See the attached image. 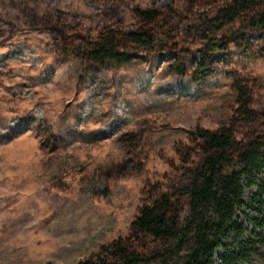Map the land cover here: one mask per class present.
Listing matches in <instances>:
<instances>
[{
    "label": "rangeland",
    "instance_id": "1",
    "mask_svg": "<svg viewBox=\"0 0 264 264\" xmlns=\"http://www.w3.org/2000/svg\"><path fill=\"white\" fill-rule=\"evenodd\" d=\"M171 1L148 0L146 6L163 8ZM39 3L69 18L104 9L92 0ZM132 3L124 0L122 10ZM7 14L0 9V17ZM246 43L259 52L264 31H251ZM189 52L188 58L159 51L138 54L126 66L85 68L74 58L62 59L47 35L14 28L0 38V264H86L126 234L144 188L177 149H190L192 162L201 163L190 140L196 127L217 130L233 111V85H260L264 76L255 69L264 64L237 43L212 56L208 68L196 50ZM139 120L146 121L139 155L145 172L109 182L102 164L109 156L116 163L121 153L115 138ZM172 180L185 184L184 177ZM255 193L246 192V204ZM183 210L186 217L187 201ZM241 212L251 237L257 217ZM247 264H264V250Z\"/></svg>",
    "mask_w": 264,
    "mask_h": 264
},
{
    "label": "trees",
    "instance_id": "2",
    "mask_svg": "<svg viewBox=\"0 0 264 264\" xmlns=\"http://www.w3.org/2000/svg\"><path fill=\"white\" fill-rule=\"evenodd\" d=\"M92 1L104 9L88 17L70 14L69 18L60 8L43 6L39 0H0V9L8 11L0 17V38L13 34L14 28L47 35L62 59L74 58L85 68L126 66L138 54L159 51L188 58L190 49L199 53L208 68L214 64L211 57L228 51L233 43L264 64V48L256 53L246 43L248 33L264 31V0H172L163 8L146 6L148 0H134L124 10V0ZM255 70L264 76V68ZM262 80L260 85H233L231 115L217 130L196 127L190 139L201 151V163L192 162L190 149H177L178 156L144 188L138 215L126 234L92 253L86 264H247L261 255L264 77ZM145 122L137 121L134 130L115 138L123 158L117 156L116 164L114 156H109L111 160L102 164L109 182L145 172L139 159L147 135ZM51 146L58 148L55 140ZM173 176L184 177L185 184L178 187ZM250 190L256 193L248 205L244 195ZM185 201L189 206L186 217ZM243 209L257 217L251 220L256 226L251 237L239 217L242 213L248 218Z\"/></svg>",
    "mask_w": 264,
    "mask_h": 264
}]
</instances>
